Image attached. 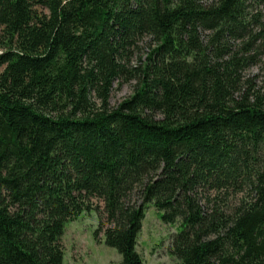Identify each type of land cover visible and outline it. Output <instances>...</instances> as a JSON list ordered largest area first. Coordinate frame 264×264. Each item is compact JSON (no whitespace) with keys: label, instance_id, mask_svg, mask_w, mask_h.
Wrapping results in <instances>:
<instances>
[{"label":"trees","instance_id":"1","mask_svg":"<svg viewBox=\"0 0 264 264\" xmlns=\"http://www.w3.org/2000/svg\"><path fill=\"white\" fill-rule=\"evenodd\" d=\"M95 200L121 264L149 205L181 264H264V0H0V264H64Z\"/></svg>","mask_w":264,"mask_h":264},{"label":"rangeland","instance_id":"2","mask_svg":"<svg viewBox=\"0 0 264 264\" xmlns=\"http://www.w3.org/2000/svg\"><path fill=\"white\" fill-rule=\"evenodd\" d=\"M150 46V38H145L132 62H137L139 57L144 59L151 49ZM262 68L263 62L258 63L247 70L246 76L261 82ZM135 83V80L116 82L111 93V106L116 107L133 94ZM246 195L247 192L235 196L231 200L232 205ZM101 221H105L104 204L95 200L91 211H85L66 223L61 239L64 264H121V255L105 243L103 231L98 237L95 236ZM181 221L179 219L174 224L166 223L161 219V213L153 205H149L137 243V251L141 254L144 264H181L171 253L174 235L181 230Z\"/></svg>","mask_w":264,"mask_h":264}]
</instances>
